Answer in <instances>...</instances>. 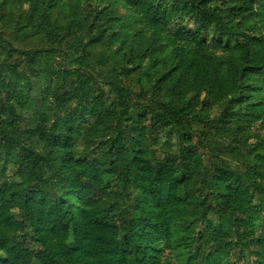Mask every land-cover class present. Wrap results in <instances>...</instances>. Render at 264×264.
Returning <instances> with one entry per match:
<instances>
[{
	"label": "trees",
	"instance_id": "trees-1",
	"mask_svg": "<svg viewBox=\"0 0 264 264\" xmlns=\"http://www.w3.org/2000/svg\"><path fill=\"white\" fill-rule=\"evenodd\" d=\"M0 264H264V0H0Z\"/></svg>",
	"mask_w": 264,
	"mask_h": 264
},
{
	"label": "rangeland",
	"instance_id": "rangeland-1",
	"mask_svg": "<svg viewBox=\"0 0 264 264\" xmlns=\"http://www.w3.org/2000/svg\"><path fill=\"white\" fill-rule=\"evenodd\" d=\"M189 25L192 27L193 23H190ZM46 84L47 83H45V81H44V85H46ZM169 138H171V139H170V141H168L169 143H167V140H169ZM161 141H162V143H161L160 149L158 151L159 155L175 152L179 148L178 141L176 140V138L173 135L169 134L168 131H165L162 133ZM232 165L236 166L235 163H232ZM14 170H15L14 166L11 165L9 168V171H8L9 176L11 175L10 178H14ZM31 246H32V248H38L39 247V245L34 241H31Z\"/></svg>",
	"mask_w": 264,
	"mask_h": 264
}]
</instances>
